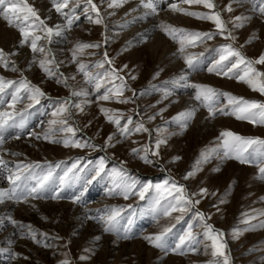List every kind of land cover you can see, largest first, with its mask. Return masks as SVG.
<instances>
[{
  "label": "rangeland",
  "instance_id": "374dc122",
  "mask_svg": "<svg viewBox=\"0 0 264 264\" xmlns=\"http://www.w3.org/2000/svg\"><path fill=\"white\" fill-rule=\"evenodd\" d=\"M169 1L178 0H157L158 8L161 7V3L166 4ZM94 2L97 3L99 10L106 11L110 8V0H94ZM213 2L216 4L213 10L203 5L186 4L185 8L201 13L218 11L226 22V27L236 37L235 41L226 40L216 34L214 39L197 41L195 46L185 42V51L181 53L179 40L182 34L176 33L173 38L162 30L161 24L171 25L187 32L215 34L218 31L211 21L187 16L186 23L160 22L157 25V29L163 33L171 49L176 51L175 56L166 53L154 55L146 43H139L133 47L127 42L123 43L122 39H113L107 43L101 24L94 23L95 12L90 10L84 13L82 9L86 6L85 0H79L77 13L85 18L86 22L82 21L80 16L78 22L73 21L72 37L66 45H63V55L55 58L59 63V72L65 76H75V80L68 81L71 88L56 83L55 78H48L37 64L25 71L22 63H15L23 72V77H26L32 85L40 87L47 96L41 97L38 104L21 101L16 105L18 110L23 109L27 104H32V107L24 114L23 128H9L5 137L14 138L19 135V139L29 138V140L27 143L17 145L23 154L20 160L17 156L5 161L6 157L0 156V160L3 161L0 164V173L2 180L7 184L5 191L13 187L7 177L10 174L9 170L18 171L17 165H40L39 168L22 173V180L17 181L22 187L34 186L40 176L47 173L49 166H52L53 174L45 185L43 198L30 199L40 202L39 204L15 206L10 216L1 223L0 264H61L65 259L70 260L72 264L222 262L223 257L212 256L211 241L204 236L206 231L203 227L204 223L212 225L216 232L222 233L220 243L224 245L222 250L228 257L229 264H264V227L260 226L264 222V215H261L264 209V180L259 179V167L264 166L262 163L264 158L259 156L260 146L255 144L247 146V151L242 153L248 161L246 163H240L235 158L224 159L222 158L223 141L228 138L221 136L222 132L231 131L244 138L264 139V124L237 119L231 114V109L235 105L229 104V96L224 94L260 103H264V95L238 80L237 73L243 74L245 67L243 64L228 76L217 74L218 71L225 70L224 66L235 59L230 57L228 61L217 63L220 56L218 50L225 44H233L234 48L241 50L249 59H256L264 53V18L251 10V4L240 5L233 0H213ZM229 4L232 5V12L227 11ZM88 15L93 16V21L87 19ZM100 15L109 28L121 29L122 21L120 23L117 18L112 16L104 18L101 13ZM240 15L251 16L252 19L245 21L244 27L235 28L230 21ZM133 26L131 25V28ZM254 33L258 38L248 43ZM78 42L100 43L101 47L83 50L78 54L76 62H73L72 50ZM42 43L45 44L46 41L38 42V44ZM105 51L113 64L109 65L105 62L103 67H96L104 61ZM185 55L195 57L193 69H189L185 64ZM39 58L41 57L38 54L37 59ZM80 63L85 65L84 71L93 78L91 82L86 83L84 73L79 71ZM49 67L55 68L54 65ZM113 67L122 69L119 75L124 77L127 84L123 98H130L128 103H118L115 98H110L108 101L99 99L106 88H116L121 85V80L111 75H104L105 72L111 73ZM254 67L264 72V65L257 64ZM209 68H213V71L209 72ZM133 76L136 79H132ZM0 77L12 81H20L23 78L19 72L6 70L3 67H0ZM95 78L103 81L99 92L94 87ZM259 79L264 80V78ZM192 85L211 87L215 90V94L202 103L195 99L197 89ZM15 87L16 85H13L6 88L4 93H0V101L3 102L0 111L5 110L6 105L11 102V94ZM72 89L87 91L89 95L72 96ZM132 90L135 91V96ZM24 94L25 92L21 91V95ZM65 98L80 104L83 111L70 108L73 115L70 118L67 114L65 116L68 118V124L52 125L50 131V121L58 119L52 116V112L57 107L56 102ZM201 99L203 100V97ZM192 101L196 104L195 118L189 122V127L185 130L174 117L180 113L184 104ZM209 106L215 112L214 117L209 115ZM101 107L123 113L122 123L127 117H132L134 124L142 120L151 135L144 132L137 133L117 143L115 147L99 150L104 147L107 137L116 132L115 126L108 123L100 112ZM221 110L227 114H222ZM153 116L155 119H149ZM199 116L203 118L199 119ZM256 119L258 121L259 116ZM66 127L77 129L75 135L59 130ZM45 133L49 134L48 140L43 138ZM37 136L40 138L37 139ZM66 138L81 142L88 140L98 148L64 147L62 143L52 142ZM158 139H165L167 143L161 145L159 156H149L152 163L145 164L130 154L132 148H140L150 142L154 144ZM201 152L209 153L207 162L200 165V170L196 171L194 176L185 179L186 172L193 169L194 161L200 157ZM176 156L182 159L173 162ZM101 158L105 160V172L91 183H87L92 170L99 165ZM77 161L79 163L73 172L78 173V176L73 178L72 173H69V181L62 183L67 169ZM125 161L127 163L123 164V168L127 170L126 177L112 173L113 168L119 170L121 163ZM217 167L219 171L215 170ZM126 178L135 179L138 188L144 184L153 187L144 194L143 200L138 195L124 199L121 195L112 194L119 191L116 185ZM173 182L178 186H184L185 192L189 195L197 193L200 188H207L208 194L204 197L193 196L194 200L200 201L199 204L189 205L183 213L173 212L171 216H164L163 213L169 207V202L174 204V197L178 195L171 189ZM155 185L162 186L159 192L155 190ZM57 192L61 199H52L51 197ZM226 193L228 194L225 195ZM76 196H81L80 203L72 202ZM222 198L225 203H219ZM112 208L125 209L119 218L117 230L121 236L127 234V239L118 238L116 233L105 232L103 222L95 219L98 212L106 215V210ZM196 213H203L205 220L201 221ZM90 216L93 218H88ZM174 217H182V219L177 221L173 219ZM13 220L16 223H12ZM168 225H174L172 231L164 237V243L169 250L175 248L180 238L187 233L189 225L199 241L194 244L197 250H188L187 244L191 241H186L182 246L183 254L175 251L165 254L144 239L146 236L159 233ZM30 232L36 233L35 240L31 238ZM97 237L99 240H96ZM81 256H86L88 259L81 260Z\"/></svg>",
  "mask_w": 264,
  "mask_h": 264
},
{
  "label": "snow or ice",
  "instance_id": "6c2138e0",
  "mask_svg": "<svg viewBox=\"0 0 264 264\" xmlns=\"http://www.w3.org/2000/svg\"><path fill=\"white\" fill-rule=\"evenodd\" d=\"M125 2L126 0H110L109 7H120ZM181 2L187 5H203V7L209 10H213L216 8V4L213 2V0H181ZM233 2L238 3L240 5L251 4V10L253 12L258 13L260 17L264 18V0H233ZM51 4L55 11L63 18L64 23L48 26L45 19H42L40 17L38 11L33 8L27 2V0H0V17L7 21L9 26L16 27L19 30L22 36L20 46L23 47L24 45H27L28 47H30L33 56L31 61L29 62V68L32 64H37L38 67L46 74L48 78H55L56 83L63 84L64 87L71 88V85H69L68 81L75 80V76L69 77L65 76L62 72H59V63L55 60V57L52 54L51 49L47 47V44H50L52 42L53 36H61L64 32L69 31L71 29L73 21L75 19H79V16L77 14L79 0H51ZM70 4L72 5L71 7ZM141 4L143 8L148 9L149 11L146 12L144 16L140 17V19H144L148 15L158 14L159 10L157 0H141ZM85 5L86 6L82 9V11L84 13H88L90 10L92 12H95L96 16L94 19V23L102 24L103 18L101 17L99 8L97 4L94 3V0H85ZM65 9H68V11H65ZM171 9L176 12H181L187 16L195 17L201 20L211 21L215 24L218 30L215 34L211 32H187L184 29H178L171 25L161 24L160 27L162 28V30H164L166 34L172 36L173 38H175L176 33L182 34V38L179 40V51L181 53L185 51V42L195 46L197 41L212 40L215 38L216 34L221 35L226 40L235 41L236 39V37L233 36L231 31L226 27V22L221 18V15L218 11L212 13L187 11L185 9L179 8L176 4H172ZM227 11H233L231 4L227 6ZM50 18L51 17H48V19ZM87 19L89 21H93V16L88 15ZM251 19V16L240 15L235 16L230 22L233 23L235 28H241L245 26V21H249ZM15 21H20V23H15ZM30 29H32V31H30ZM37 32L42 33V35L36 34ZM141 38L146 40L143 35L141 36ZM255 38L258 37H256L254 33L253 37L249 39L248 43H251L252 39ZM41 40L46 41V43L38 44V42ZM100 47V43L78 42L72 50V61L76 62L78 54L81 53L83 50L98 49ZM218 51L220 52V56L217 63H222L224 61H228L230 57H235L234 60H231L228 64L224 66L225 70L217 72L218 75L222 74L224 76H228L230 72H232L234 69L239 68L240 65L243 64L245 66L243 74L240 75L237 73L238 80L247 83L249 87L252 88V90L259 91L262 95H264V80L259 79L264 78V72L258 71L256 67H254V65L257 64L264 65V53L260 54L259 57L256 59H249L242 53L241 50L234 48L233 44L231 43L223 45ZM17 54L18 53L16 52H5L3 49H0V67H3L6 70L19 72L23 77V72H21V70L15 64V61H9L8 59L9 57ZM37 54H39L41 58L37 59ZM103 56L104 61L97 64L96 67H103L105 62L109 65L113 64V61L108 58V54L106 51L103 53ZM194 60L195 57L191 55L184 56V62L189 69H193L195 67ZM49 65H54L55 68H50ZM124 67L126 68L127 66L125 65ZM78 68L79 71L84 73L86 83L91 82L93 78L89 76L88 72L84 71L85 65L83 63H80L78 65ZM120 71H122V69H116L115 67H113L111 73L105 72V76L111 75L114 76L116 79L121 80V85L116 88H106L105 91L100 94V100L108 101L110 98H115L116 102L118 103L130 102V98H123V93L125 88H127V84L124 80V77L119 75ZM208 71H213V68H209ZM157 75H159V73H157ZM132 79H136V77L133 76ZM102 84V80H100L99 78H95L94 87L97 92L100 91ZM13 85H16V87L14 88L13 93L11 94V102L6 105L5 110L0 111V146L5 143V133L9 128H23L24 114L28 111L30 107H32V104H27L23 109L18 110L16 108V105L21 101H32L33 103L38 104L40 102L41 97L47 96V94L40 87L32 85L26 77H23L20 81L6 80L5 78L0 77V93H4L6 88H10ZM192 87L197 89L195 99L201 101L202 103L204 101L209 100L211 96L215 94V90L211 87H206L202 85H192ZM21 91L25 92L23 96L21 95ZM132 91L133 95L135 96V91ZM71 95H83L86 97L89 95V93L83 90L76 91L75 89H72ZM224 95L229 96V104L235 105L231 109V114L235 115L237 119L264 124V103L250 101L242 97L231 96L227 93H225ZM202 97L203 100L201 99ZM56 103L57 107L56 110L52 112V116L57 117L58 119H53L52 121H50V131L52 125L68 124V118L73 115V113L70 111V108H78L83 111V108L80 104L73 103L69 98L57 101ZM0 106H3L2 101H0ZM256 109H258L259 111H253ZM195 111V109H190L181 112L176 117H174V119L180 122L181 127L186 130L189 127V122L195 118ZM100 112L105 116L108 123H111L115 126L116 132L110 134L107 137L104 147L99 150H106L108 147H115L117 143H121L122 140H127L132 135H135L137 133L144 132L149 133V135H151L150 130L145 126L142 120L134 124L132 117H127L123 120L122 123L121 120L123 118V113H117L111 109L104 107L100 108ZM221 112L222 114H227L223 113V110H221ZM66 114L68 118H65ZM209 115L212 117L215 116V112L212 110L211 106H209ZM257 116H259L258 121L256 119ZM17 117H19V119H17ZM149 119H155V116L149 117ZM59 130L71 132L73 133V135H75V132L77 131V129H74L72 127H66ZM33 135H35V133H33ZM221 136L228 138L224 139L223 141L224 151L222 153V158H235L239 160L240 163H246L248 161L242 156V153L247 151V146L253 144L260 146L259 156L264 158V139L244 138L242 136L232 133L231 131H224L221 133ZM14 138L19 139L20 137L19 135H16ZM39 138L40 137L37 136V139ZM43 138L45 140H48L49 134L45 133ZM113 141H115V143ZM230 141H232L233 143H230ZM52 142L62 143L64 147H91L93 149L98 148L97 145L90 143V141L88 140L81 142L79 140H72L66 138L62 141ZM166 143L167 140L158 139L154 142V144L150 142L149 144L142 145L140 148H132L130 154L134 157L139 158L143 163L149 164L152 163L149 156H159V149L161 145ZM16 155H18V153ZM208 158L209 153L201 152L200 157L196 161H194L193 169L186 172L184 178L188 179L194 176L196 171L200 170V165L202 163H206ZM180 159H182V157L176 156L173 158V162L179 161ZM2 163L3 161L0 160V164ZM78 163L79 161H77V163H74L71 168L67 169L63 177L62 183H67L69 181V173H72L73 178H76L78 176V173L73 172V169L77 168ZM126 163V161L122 162L119 170L117 168H113L111 170L112 173L126 177L127 170L123 168V164ZM262 163H264V160H262ZM39 167V164H28L23 166L17 165L18 171L12 172L11 170H9L10 174L8 175L7 179L9 183L13 185V187L8 191H0V203H3L6 199L13 200L17 203H27L30 199L43 198V190L45 188V185L48 183L49 179L53 174L52 166L48 167L47 173L41 175L34 186L29 188L26 186L22 187V185L17 184V181L22 180L23 172L28 171L29 169ZM56 167H59V165H56ZM215 170L219 171L220 169L219 167H217V169ZM104 172L105 160L101 158V160L99 161V165L94 170H92V175L87 179V183H91L93 179L100 176L101 173ZM23 178L27 179V177ZM259 179L264 180V166L259 167ZM137 183L138 182L135 179L126 178L116 185V188H118L119 191H116L112 194L121 195L124 199H128L131 195H138L139 198L143 200L144 194L153 186L150 184H144L138 188ZM165 183L167 184V181H165ZM161 188V185H155V190L157 192H159ZM18 189L21 190L18 191ZM171 189L174 190V192L178 195L174 197V204L171 201L169 202V207L163 213L164 216H171L173 212L183 213L189 205L195 206L196 204H199L200 201L194 200L192 198L193 196L199 195L201 197H204L208 194L207 188H200L197 193H192L189 195L185 192L184 186H178L176 182L172 183ZM227 194L228 193H226L225 195ZM213 195H216V193H213ZM51 198L54 200L61 199L59 192H57ZM72 202L80 203L81 196H76ZM219 203H225V200L222 198ZM124 211L125 209L123 208L107 209L106 215L98 212L95 219H97L98 222H103L105 232L116 233L118 238L127 239V234L121 236L119 231L117 230L119 218L121 217V213ZM196 215L200 217L201 221L205 220V216L203 213H196ZM261 215H264V213H261ZM88 218L93 217L90 216ZM173 219L179 221L180 219H182V217H174ZM12 223H16V221L13 220ZM260 226L264 227V222H262ZM173 227L174 225L165 226L159 233L146 236L144 237V239H146L152 247L160 249L165 254H167L169 251H175L178 252V254H183L182 246L185 245L186 241H191V243L187 244V249L191 251H196L197 249L194 247V244L198 243L199 241L197 240L196 236L193 235L191 225H189L187 233H185V235L180 238L179 243L175 246V248L169 250L166 247L164 243V237L167 233L172 231ZM203 227L206 229L204 236L211 241V248L213 249L212 256L223 257L222 262L217 261L214 262V264H229L228 257L224 254L222 250L224 245L220 243V237L222 236V233L216 232L213 226L207 223H204ZM30 236L33 240L36 239V233L30 232ZM96 240H99V237H97ZM37 242L39 243V241ZM80 259L86 260L88 259V257L81 256ZM61 264H72V262L68 259H65L61 261Z\"/></svg>",
  "mask_w": 264,
  "mask_h": 264
},
{
  "label": "bare ground",
  "instance_id": "6f19581e",
  "mask_svg": "<svg viewBox=\"0 0 264 264\" xmlns=\"http://www.w3.org/2000/svg\"><path fill=\"white\" fill-rule=\"evenodd\" d=\"M27 2L38 11V14L42 19H45L48 26L64 23L63 18L52 7L51 0H27ZM172 4H176L179 8L187 10L185 8L186 4L182 3L181 0H178L176 2L169 1L166 4L161 3V7L158 8L159 11L157 15H148L144 19H140V17L144 16L145 13L149 10L143 8L141 0H126V2L122 4V6H113L106 11L100 9L99 11L104 18L112 16L114 18H117L120 23L122 21L121 29H111L109 28V25L104 22L101 24V30L105 33L107 43L113 39H122L123 43L127 42V44L131 47L139 43H146V45L149 49H151L154 55L160 53H162L163 55L164 53H166L175 56L176 51L174 49H171V46H169L168 41L164 37L163 33L157 29V25L160 22H165L168 24L188 22L187 15H184L181 12L173 11L171 9ZM71 6L72 5L70 4V7ZM65 11H68V9H65ZM78 16L80 15L78 14ZM48 17L51 18L48 19ZM82 19V21L86 22L85 18ZM75 20L78 22L79 19ZM19 22L20 21H15V23ZM131 25L134 26L131 28ZM30 31H32V29H30ZM72 33L73 30L70 29L69 31L64 32L61 36H53L52 42L50 44H47V47H50L55 58H59L63 55L62 47L63 45H66V42L71 39ZM36 34L42 35V33L39 32H37ZM142 35L146 38V40L141 38ZM21 39L22 36L19 30L16 27L9 26L8 22L0 17V48L5 50V52L18 53L17 55L11 56L9 60H14L16 64L22 63L24 65V70L26 71L28 69H31L32 67H35V64H32L29 68V62L31 61L33 54L30 47H28L27 45H24L23 47L20 46ZM185 75L187 76V74ZM195 108L196 104L194 101H192L191 103L184 104L183 107H181L180 113ZM202 118V116H199V119ZM24 134L25 133H23V135ZM28 140L26 138L15 139L9 138V136H7L5 139V143L0 146V156L6 157L5 161H10L13 157L17 156L20 157L18 159L20 160L23 154L22 151L17 147V145L27 143ZM17 153L18 155H16ZM2 179L3 178L0 173V191H5L7 184H5L4 180ZM39 203L40 202L34 200H29L27 203H14V201L6 199L3 203H0V225L14 211L13 208L15 206L26 207ZM262 212L264 213V209Z\"/></svg>",
  "mask_w": 264,
  "mask_h": 264
}]
</instances>
